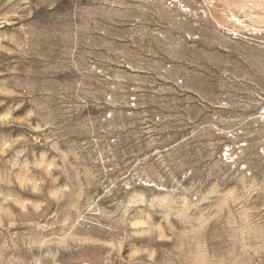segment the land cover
<instances>
[{
  "label": "rangeland",
  "instance_id": "374dc122",
  "mask_svg": "<svg viewBox=\"0 0 264 264\" xmlns=\"http://www.w3.org/2000/svg\"><path fill=\"white\" fill-rule=\"evenodd\" d=\"M0 264H264V0H0Z\"/></svg>",
  "mask_w": 264,
  "mask_h": 264
}]
</instances>
